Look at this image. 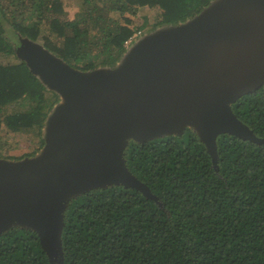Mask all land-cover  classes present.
<instances>
[{
  "label": "trees",
  "instance_id": "16d2710c",
  "mask_svg": "<svg viewBox=\"0 0 264 264\" xmlns=\"http://www.w3.org/2000/svg\"><path fill=\"white\" fill-rule=\"evenodd\" d=\"M81 1L70 20L62 0H0V58L7 59H0V127L40 141L35 152L8 160L43 149L47 120L61 101L18 54L21 40L42 42L84 72L113 68L139 30L133 17L141 7L158 9V30L187 22L214 0ZM232 110L260 142L221 133L214 161L192 126L130 139L124 164L149 194L122 183L77 193L63 211L62 260L49 256L34 229L14 224L0 233V264H264V87Z\"/></svg>",
  "mask_w": 264,
  "mask_h": 264
},
{
  "label": "water",
  "instance_id": "95a60500",
  "mask_svg": "<svg viewBox=\"0 0 264 264\" xmlns=\"http://www.w3.org/2000/svg\"><path fill=\"white\" fill-rule=\"evenodd\" d=\"M18 54L61 101L40 154L0 158V233L14 224L34 229L50 257L61 256L71 196L112 183L149 194L124 164L130 139L193 125L214 161L221 133L261 141L232 104L264 87V0H214L187 22L136 42L113 68L84 72L27 40Z\"/></svg>",
  "mask_w": 264,
  "mask_h": 264
},
{
  "label": "rangeland",
  "instance_id": "374dc122",
  "mask_svg": "<svg viewBox=\"0 0 264 264\" xmlns=\"http://www.w3.org/2000/svg\"><path fill=\"white\" fill-rule=\"evenodd\" d=\"M62 2L67 12L66 18L70 20L74 19L75 15L79 11V9L82 7V1L81 0H62ZM157 12H158V9L156 8H151L147 6L140 8L138 14L133 17V22H134V25L138 27V29L141 31V34H139V36L137 37V41L133 42L129 48L134 46L136 42L143 39L145 36H148L151 33L156 31L155 18H156ZM145 24L147 25V27L143 28ZM39 43L43 44L42 42H39ZM0 59L7 61V59H2V58ZM8 60L12 62L18 61L13 56H11L10 59ZM16 108H17L16 106H11L9 108V111L12 112ZM19 109H24V108L19 107ZM39 147H40L39 138L31 137L30 135L23 133V132H18V133L12 132L7 129L5 124H2V126L0 127V155L4 156L5 157L4 159H6L7 156H22L24 154L33 153L36 150H38ZM40 153L41 151H39L37 154H40ZM8 161L13 162L14 160H8ZM53 255L54 254H52L51 258H53ZM54 260L55 262H57L58 260H62V259H61V256L58 255L57 257H54Z\"/></svg>",
  "mask_w": 264,
  "mask_h": 264
},
{
  "label": "built area",
  "instance_id": "2783aa9c",
  "mask_svg": "<svg viewBox=\"0 0 264 264\" xmlns=\"http://www.w3.org/2000/svg\"><path fill=\"white\" fill-rule=\"evenodd\" d=\"M139 34H141L140 30L135 32L134 35L126 41L125 45L129 48L133 42L137 41V37L139 36Z\"/></svg>",
  "mask_w": 264,
  "mask_h": 264
}]
</instances>
